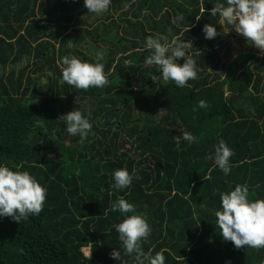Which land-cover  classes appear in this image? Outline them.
Listing matches in <instances>:
<instances>
[{
	"label": "trees",
	"instance_id": "trees-1",
	"mask_svg": "<svg viewBox=\"0 0 264 264\" xmlns=\"http://www.w3.org/2000/svg\"><path fill=\"white\" fill-rule=\"evenodd\" d=\"M217 2L226 0H111L96 14L84 0H0V166L28 171L48 190L39 216L0 217V264H121L114 250L134 264L114 227L132 214L152 228L143 250H163L166 264H264V248L238 250L216 225L221 193L239 184L250 200L264 199V55L221 63L227 37L210 15ZM205 24L221 35L206 39ZM149 36L192 42L186 52L198 79L183 88L165 82L145 63ZM64 56L103 64L109 84L87 91L60 84ZM74 109L92 124L83 144L58 119ZM220 139L235 153L227 175L206 159ZM121 168L141 179L113 188ZM120 197L135 213L110 210Z\"/></svg>",
	"mask_w": 264,
	"mask_h": 264
},
{
	"label": "clouds",
	"instance_id": "clouds-1",
	"mask_svg": "<svg viewBox=\"0 0 264 264\" xmlns=\"http://www.w3.org/2000/svg\"><path fill=\"white\" fill-rule=\"evenodd\" d=\"M111 0H84V6L91 13L102 14L107 12ZM129 4L124 5L127 10ZM211 16H219L223 33L228 34L234 29L242 35L247 43L264 55V0H226V3L217 2L210 9ZM183 16H177L172 20L176 24ZM200 19V18H199ZM171 32V29H169ZM202 31L206 39H214L221 35L213 24H205ZM165 41L162 43L161 41ZM71 47V41H68ZM192 42L181 41L179 38L168 42L165 37L152 36L146 39V48L151 55L146 57L145 63L155 66L165 82L172 81L176 86L183 88L188 86L190 80L198 79L196 61L187 54L186 50L192 47ZM104 54L98 52L97 61L103 60ZM179 58H184L183 65L177 63ZM62 79L60 84H67L79 90L87 91L90 88H103L109 84V80L101 63L82 62L75 56L62 58ZM124 64L131 66V61L125 60ZM153 81L158 76L149 74ZM200 108H207L206 101H199ZM196 109L194 108L193 111ZM67 124V132L72 136H79V143L83 144L92 134V124L85 118L80 110L74 109L60 116ZM183 140L189 144L197 143L199 138L189 132L182 133ZM181 137L176 136L174 142L177 150L180 149ZM213 155L206 159L214 160V165L224 172L231 171L230 159L235 155L227 146L225 140L220 139L214 146ZM51 155V154H49ZM40 165V164H39ZM43 166V165H41ZM113 188L124 190L130 188L133 179H141L133 169L130 174L125 168L117 169L113 173ZM47 188L42 186L28 171H13L6 166H0V217H9L17 223L27 221L29 217H37L44 211L47 198ZM191 194V192H190ZM254 195V193L252 194ZM249 189L246 185H236L234 190L221 193V211L215 213L216 225L221 231L224 241L233 243L236 249H262L264 248V199L250 200ZM111 211H119L122 215L135 213V206L127 202L123 197L111 204ZM115 230L119 234V240L123 244L125 255H132L134 264H166L164 251L146 253L142 248V241L147 240L152 228L143 215L132 214L116 224ZM111 258L124 264L121 252L114 250ZM90 258V257H89ZM230 264V262H226Z\"/></svg>",
	"mask_w": 264,
	"mask_h": 264
},
{
	"label": "rangeland",
	"instance_id": "rangeland-1",
	"mask_svg": "<svg viewBox=\"0 0 264 264\" xmlns=\"http://www.w3.org/2000/svg\"><path fill=\"white\" fill-rule=\"evenodd\" d=\"M51 10H52V4L48 6L47 10L43 8L42 10L43 16L44 17L47 16L46 11L50 12ZM50 18L51 20H54L55 16L51 14ZM220 31L223 33V27L221 25H220ZM223 35L224 37H227V39H225L227 48L220 50L221 63H225L226 61L229 60V58H233L241 53L248 51H252L255 54H261L259 49H256L255 47L249 45L246 39L242 35L238 34L234 29H231L226 35L225 33H223ZM103 50L104 49H101V51ZM84 54L91 56V54L89 53H84ZM91 57H93V55ZM82 252L84 253L85 257L87 258L90 257L88 248L83 249Z\"/></svg>",
	"mask_w": 264,
	"mask_h": 264
}]
</instances>
